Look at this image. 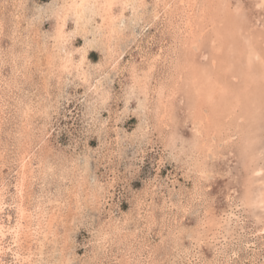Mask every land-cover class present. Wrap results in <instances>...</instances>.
Here are the masks:
<instances>
[{"label": "rangeland", "instance_id": "1", "mask_svg": "<svg viewBox=\"0 0 264 264\" xmlns=\"http://www.w3.org/2000/svg\"><path fill=\"white\" fill-rule=\"evenodd\" d=\"M64 1L0 0L5 226L18 224V203L35 217L39 208L47 213L42 223L47 227L50 220L51 230L47 227L46 237L39 236L43 245L34 234L25 244L39 264H264V207H249L244 201L252 179L257 182L253 189H264V77L259 71L248 73L244 64L248 43L264 56V0H216L207 13L202 12L204 0H134L124 10L121 2L112 11L119 19L114 39L104 35L107 27L102 25L108 23L94 12L93 3L78 23L73 13L69 19L63 16L62 8L72 0ZM225 19L230 28H237V43H231L247 51L238 64L236 91L245 90V82L256 76L255 91L237 97L227 70L224 86L231 87L227 91L235 102L241 100L235 109L228 103L231 95L227 100L222 89V96L213 94L221 99L215 100L219 105L196 98L187 78L190 61L208 70L214 32L223 28L221 37L227 38ZM61 24L66 28L62 45L57 39ZM198 28H204L203 41L196 37ZM229 44L226 40L225 48ZM178 65L185 70L181 79H175ZM136 68L138 78L152 69L147 95L134 85ZM165 83H176L175 90L163 91L170 95V104L168 112L159 114L158 92ZM199 100L205 102L204 111L223 119L202 125L200 134L192 112ZM24 159L32 170L25 176L26 204L18 198ZM258 167L263 169L260 175L253 171ZM12 235L5 240L7 246ZM5 261L20 264L15 251Z\"/></svg>", "mask_w": 264, "mask_h": 264}, {"label": "bare ground", "instance_id": "2", "mask_svg": "<svg viewBox=\"0 0 264 264\" xmlns=\"http://www.w3.org/2000/svg\"><path fill=\"white\" fill-rule=\"evenodd\" d=\"M64 1V0H63ZM66 1V0H65ZM64 1V2H65ZM180 1H182V0H180ZM184 1V0H183ZM191 1V0H190ZM193 1V0H192ZM203 1V0H202ZM219 1H221V0H219ZM223 1V0H222ZM67 2V1H66ZM122 2V6H123V10L125 9V7L126 8H128L130 5H132V3L134 2V0H72L71 1V3H70V5H67V6H65V7H63L62 9L64 10L63 12H64V17L65 18H67V19H69L68 18V15L70 14V13H73L74 14V16H76V18H78V23H79V21H82V19L83 18H85V16H86V10H87V7H88V5H89V7H90V4L91 3H93L94 4V6H95V11L94 12H97V15L100 17V18H102V19H104L108 24H110V22H112L114 25H112V26H110V25H108V24H103L102 26H104V27H107V30H105V34L104 35H108L107 37L108 38H113L114 39V36L115 35H119V26H118V23H117V20H119V19H116V16L112 13V11H113V7H115V5H117V4H119V3H121ZM137 2V1H136ZM139 2V1H138ZM176 2H178V1H176ZM176 2H174V3H176ZM194 2V1H193ZM197 2H198V0H197ZM214 2L216 3V0H204V9H202V12L203 13H207V8L208 7H211V3L215 6V4H214ZM227 2V1H226ZM228 2H229V0H228ZM263 2V1H262ZM261 2V3H262ZM63 4V3H62ZM140 4H141V2H140ZM139 4V5H140ZM171 4V3H170ZM170 4H168L167 3V6L169 5L170 6ZM225 4H228V3H225ZM176 5V4H175ZM179 5V4H178ZM185 5H186V3H185ZM188 5H191V4H188ZM187 5V6H188ZM210 5V6H209ZM219 5V4H218ZM119 6V5H118ZM121 6V7H122ZM144 6V5H143ZM172 6V5H171ZM192 6V5H191ZM217 6V5H216ZM223 6V5H222ZM60 7V6H59ZM230 7V6H229ZM238 7V6H237ZM262 7V6H261ZM260 7V8H261ZM135 8H136V6H135ZM167 8V7H166ZM183 8V7H182ZM197 8V7H196ZM200 8V7H199ZM215 8H217V7H215ZM228 8V7H227ZM61 9V10H62ZM122 9V8H121ZM172 9V8H171ZM174 9V8H173ZM183 9H185V8H183ZM191 9V8H190ZM233 9H235V8H233ZM60 10V9H59ZM213 10V9H212ZM216 10V9H215ZM219 10V9H218ZM231 10V9H230ZM237 10H238V8H237ZM57 11V10H56ZM171 11V10H170ZM176 11V10H175ZM191 11V10H190ZM209 11H211V10H209ZM208 11V12H209ZM214 11V10H213ZM212 11V12H213ZM241 10H239V12H240ZM57 12H59V11H57ZM174 12V11H173ZM177 12V11H176ZM212 12H210V13H212ZM216 12H220V11H216ZM215 12V13H216ZM239 12H237V15H239L240 13ZM62 13V12H61ZM88 13V12H87ZM115 13V12H114ZM197 13V12H196ZM200 13V12H199ZM203 13H201V14H203ZM214 13V12H213ZM214 13V14H215ZM233 13V12H232ZM236 13V12H235ZM239 13V14H238ZM190 14V13H189ZM231 14V13H230ZM234 14V13H233ZM72 15V14H71ZM91 15V14H90ZM173 15V14H172ZM191 15V14H190ZM207 15V14H206ZM211 15V14H210ZM210 15H208V16H210ZM220 15H222V14H220ZM228 15V14H227ZM235 15V14H234ZM61 16V15H60ZM89 16V15H88ZM198 16V15H197ZM196 16V17H197ZM216 16V15H215ZM63 17V18H64ZM193 17H195V16H193ZM202 17H204V15L202 16ZM201 17V18H202ZM211 17H213V15L211 16ZM226 17V16H225ZM230 17V16H229ZM59 18V17H58ZM89 18V17H88ZM231 18V17H230ZM229 18V19H230ZM114 19V20H113ZM143 19V18H142ZM224 19V18H223ZM87 20V19H86ZM201 20V19H200ZM217 20H218V18H217ZM226 20V19H225ZM61 21V20H60ZM63 22H65V20L63 19L62 20ZM76 21V20H75ZM227 22H228V20H226ZM233 21H235V20H233L232 19V23H233ZM87 22H88V20H87ZM103 22V21H102ZM194 22V21H193ZM201 22V21H200ZM218 22H219V20H218ZM221 22V21H220ZM230 22H231V19H230ZM59 23V22H58ZM77 23V24H78ZM189 23V22H188ZM187 23V24H188ZM196 23V22H195ZM203 23V22H202ZM206 23V22H205ZM214 23V22H213ZM229 23V22H228ZM191 24V26H190V32L189 33H191V32H193V26H192V22L190 23ZM197 24V23H196ZM204 24V23H203ZM208 24H210V23H208ZM62 25V24H61ZM64 25L65 24H63L60 28H59V30H58V33H57V39H58V42H61V45H62V42H64L65 41V39H66V31H64ZM108 25V26H107ZM193 25H195V24H193ZM218 25V27H219V25L221 26V25H223V26H225L223 23L222 24H217ZM60 26V25H59ZM197 26V25H196ZM227 26V25H226ZM198 27V26H197ZM200 27V26H199ZM212 27H214L213 25H212ZM204 28H206V26L204 27ZM204 28H202V29H204ZM211 27H209V29H210ZM66 29V28H65ZM186 29V28H185ZM198 29H200V28H198ZM202 29H200V32H199V35H196V37L198 36V38L197 39H202V41L204 40L203 39V37H204V32L203 31H201ZM207 29H208V27H207ZM262 29V28H261ZM264 29V28H263ZM262 29V30H263ZM82 30L85 32L86 30H87V25H86V23H82ZM104 30V29H103ZM186 30H188V29H186ZM197 29H195V31H196ZM208 31V30H207ZM222 31L224 32V30H223V28H222ZM222 31H220V30H216L214 33H216V37H215V39L213 38V47L215 48V49H212V53H210V56L208 57V64L206 65V67H208V70L206 71L204 68H203V66H202V64H201V66L199 67V65L197 66L198 68H196L194 65H195V63L194 62H191L190 61V63H188L189 65H188V67L190 68V71L186 68V67H184V68H186L187 69V71H189V73H190V75H187V78H188V76H190V78H189V80H190V84H191V86H194V92L198 95V96H196V98L197 97H199L198 99H201L202 101H204L203 99H205V98H208L209 100H211L212 99V101L214 100H216L215 98H216V96L213 98V94H215V95H218L219 93V91L222 89V91L224 92V96L223 97H225L227 100H229V97H230V95L231 94H229V92L227 91V90H229L230 92H231V87H229V86H224L225 84H227V81H228V73L230 74V77H232L231 79H232V81H234L235 82V84H234V88H233V94L235 93H237V97L238 96H240L241 97V95L242 94H245V95H248V94H250L251 93V91L252 90H254L255 91V88H253L254 86V79H255V77L254 76H252L251 77V81H249V82H245V86H247V87H245L246 89L245 90H243L242 91V89L241 90H238V91H236V87L238 86V84L237 83H240V80L238 79L239 78V72H238V64L239 63H241V54H244V53H246L247 51L246 50H243V47H241L242 46V44H241V46L239 45H236V46H234V44H232V43H234V42H236L237 43V41H235L234 40V38H233V36H234V34L237 32V28L236 27H232L231 26V28H230V23H229V29H227V32H226V39H225V37H221L222 35L224 36V34L222 33ZM206 32V31H205ZM210 32V31H209ZM264 32V31H263ZM187 33V32H186ZM188 34V33H187ZM192 34V33H191ZM190 34V36H192ZM197 34H198V32H197ZM207 34V33H206ZM250 34V33H249ZM208 35V34H207ZM211 35V34H210ZM186 36V35H185ZM194 36V35H193ZM239 36V35H238ZM56 37V36H55ZM195 37V36H194ZM111 38V39H112ZM189 38V37H188ZM222 38H224V39H222ZM237 38V37H236ZM240 38V37H239ZM196 39V40H197ZM207 39V38H206ZM205 39V40H206ZM234 41H233V40ZM260 39V38H259ZM68 40V39H67ZM190 40V39H189ZM199 40H197L196 42L197 43H199ZM224 40V41H223ZM226 40H229L230 41V44H229V46H228V48H225V46H224V42L226 41ZM240 40V39H239ZM255 40H257L259 43H260V41L258 40V39H255ZM254 40V41H255ZM261 40V39H260ZM193 41V40H192ZM201 41V42H202ZM220 42V45H218L217 44V42ZM241 41V40H240ZM67 42V41H66ZM196 42H194L195 44H197ZM232 42V43H231ZM249 42V41H248ZM247 42V43H248ZM263 42H264V40H263ZM111 43V42H110ZM187 43V42H186ZM243 43V42H242ZM56 44H59V43H56ZM109 44V43H108ZM191 44V43H190ZM263 44V43H262ZM60 45V46H61ZM111 46H112V44H110ZM115 45V44H114ZM192 45H193V43H192ZM211 45V44H210ZM109 47L110 48V51H112L114 54H115V51L112 49V47ZM191 46V45H190ZM64 48L66 47V46H63ZM115 47V46H114ZM258 47H259V45H258ZM56 48H57V46H56ZM198 48H200L199 46H198ZM212 48V47H211ZM217 48V49H216ZM226 49H230V52H227V50ZM55 50V49H54ZM118 50V49H117ZM188 50H190V49H188ZM202 50V49H201ZM48 51V50H47ZM53 51V50H52ZM187 51V50H186ZM262 51V50H261ZM62 52H63V48H62ZM244 52V53H243ZM49 53V52H48ZM54 53H56V52H54ZM66 53V52H65ZM64 53V54H65ZM71 53V52H70ZM51 54H52V52H51ZM69 54V53H68ZM60 55V54H59ZM58 55V57H60ZM74 55V54H73ZM47 56H49V55H47ZM55 56V55H54ZM53 56V57H54ZM84 56H86V55H84ZM205 56V55H204ZM53 57L51 56L50 58H52L53 59ZM66 57V56H65ZM71 57V56H70ZM194 57V56H193ZM247 58L245 59V62H244V64L245 63H248L247 65H248V68H245V69H247V72L249 73H253V74H255L256 75V73H257V71H259L258 73L260 74V78L262 79L263 77H264V56H262V54H260V52L256 49V47H255V45L253 44V43H251L250 45H249V43H248V55L246 56ZM46 58H48V57H46ZM67 58H69V57H67ZM85 57H83L82 59L80 58V60H82L81 62H84L83 61V59H84ZM119 58V57H118ZM207 58V57H206ZM51 59V60H52ZM55 59H56V57H55ZM55 59H53V60H55ZM63 59H66V58H63ZM185 59V58H184ZM192 59H194V58H192ZM47 60V59H46ZM79 60V61H80ZM58 61V60H57ZM76 61H78V60H76ZM78 61V62H79ZM117 62L118 61V59L117 60H114V62ZM70 62V60H67L65 63H69ZM87 62V61H86ZM59 63V62H58ZM62 63V62H61ZM64 63V62H63ZM80 63V62H79ZM194 63V65L192 66V64ZM52 64V63H51ZM60 64V63H59ZM58 64V65H59ZM242 64V63H241ZM255 64H257L258 65V67H256L255 66ZM62 65V64H61ZM82 65H83V63L81 64L80 63V66L82 67ZM113 65V64H112ZM115 65V64H114ZM182 65V64H181ZM240 65V64H239ZM53 66V65H52ZM241 66H243V65H241ZM245 66H246V64H245ZM67 67V66H66ZM112 67H114V66H112ZM153 67V66H152ZM178 67H179V65H178ZM254 67L257 69V70H255L254 69ZM182 68V67H181ZM242 69L244 68V67H241ZM240 68V69H241ZM51 69V68H50ZM61 69V68H60ZM65 69V68H64ZM180 69V67L178 68V69H176V76L177 77H175V79H181V77H183V76H185L183 73H185L184 71V69L183 70H179ZM58 70V69H57ZM82 70H83V68H82ZM229 72H228V71ZM244 70V69H243ZM151 71H152V69L150 68L149 70H147V71H143V76H141V78H138L137 77V68L136 69H134V80H135V86H139V89L142 91V93H144V95L146 94L147 95V93H148V89H147V87H148V79L150 78V75H151ZM186 71V72H187ZM240 71V70H239ZM85 73V72H84ZM83 73V71H82V74H84ZM188 73V72H187ZM244 74V73H243ZM259 74H258V77H259ZM139 75V74H138ZM192 75H194L193 77H192ZM244 75H246V74H244ZM83 76V75H82ZM85 77V76H84ZM242 78V77H241ZM84 79V78H83ZM185 79V78H184ZM261 79H257L256 81L257 82H259ZM264 79V78H263ZM85 80V79H84ZM189 80H187V81H189ZM244 79H242V81H243ZM230 81V80H229ZM241 81V82H242ZM262 81V80H261ZM168 84V83H167ZM166 83L165 84H162V86L160 87L161 89H159V92H158V96H159V104L156 106L157 107V112L160 114V113H166V112H168L167 111V107H168V104H170V103H167L168 101H169V99L171 98L170 97V95L169 94H166V93H163V91L164 90H168V91H171L170 93H172V90H173V86L175 87V84L174 85H172V84H168L167 85ZM243 84V83H242ZM261 84V83H260ZM133 85V84H132ZM240 85V84H239ZM258 85V84H257ZM262 85V84H261ZM223 86H224V88H223ZM226 87V88H225ZM172 89V90H171ZM175 90V89H174ZM173 90V91H174ZM259 90V89H258ZM262 90V89H261ZM222 91H220L221 93H223ZM253 91V92H254ZM220 93V94H221ZM219 94V95H220ZM244 95V96H245ZM251 95V94H250ZM258 95V94H257ZM261 95H262V97H264V91H262V93H261ZM220 96H222V94L220 95ZM170 97V98H169ZM194 93H193V99H194ZM203 98V99H202ZM218 98V97H217ZM220 98H218L217 100H219ZM258 99L260 100L261 99V96H258ZM209 100H206V104H207V101H209ZM216 100V101H217ZM221 100V99H220ZM219 100V101H220ZM167 101V102H166ZM194 101H197V100H194ZM202 101H198V103L196 102V106H197V108H194V110H193V108H192V112H193V114L195 113L196 115H195V119H196V123L197 124H194V125H196V126H198V128H197V131H198V133L201 131V126L203 125V126H207L209 123L212 125V123L215 121V117H212L211 116V114H212V112H211V114L210 113H208L207 111H204V109H203V105H204V103L205 102H202ZM214 101H213V103H214ZM215 101V102H216ZM224 101V100H223ZM253 101H254V97H253ZM257 103H258V101L257 100H255ZM262 101V100H261ZM202 102V103H201ZM230 102H231V104H230ZM241 102V100H238L237 102H235V96H233V95H231V100L228 102L229 104H230V106L232 107V109H235L236 107H237V105L239 104ZM254 103L253 104V109L254 108H256V105H257V103ZM195 103V102H194ZM210 103L211 102H209L208 104H209V106H211L210 105ZM218 102H216V104H217ZM220 103H221V101H220ZM220 103H218L217 105H219ZM237 103V104H236ZM205 104V105H206ZM264 104V101H263V103H262V105ZM217 105H216V107H217ZM261 105V104H260ZM207 106V105H206ZM213 106V105H212ZM211 106V107H212ZM230 106H228V107H230ZM249 106V105H248ZM258 106V105H257ZM170 107V106H169ZM194 107V106H193ZM215 107V106H214ZM213 107V108H214ZM219 107H221V105L219 106ZM240 107V106H239ZM245 107L247 108V106L245 105ZM172 108V107H171ZM212 108V110L214 111V109ZM225 109H226V107H224ZM241 108V107H240ZM250 108V107H249ZM249 108L247 109V110H249ZM195 109H197V111L195 110ZM216 109V108H215ZM218 109H220V108H218ZM245 109V108H244ZM212 110H210V111H212ZM228 110V109H227ZM246 110V109H245ZM261 110V109H260ZM216 111V110H215ZM220 111H222V109L220 110ZM241 111V110H240ZM252 111V110H251ZM217 113H218V111H216ZM231 111H225V110H223L222 112H221V114H223V113H225V114H227V116H228V113H230ZM250 112V111H249ZM257 112V111H256ZM259 112V111H258ZM213 113H215V112H213ZM217 113H215L216 115H218ZM238 113V112H237ZM246 113V112H245ZM247 113H248V111H247ZM246 113V114H247ZM214 114V115H215ZM219 114H220V112H219ZM242 114H244V113H242ZM241 114V115H242ZM213 115V114H212ZM233 115H235V114H233ZM247 115H249V114H247ZM254 115V114H253ZM219 116V115H218ZM230 116H231V113H230ZM244 116V115H243ZM193 117H194V115H193ZM221 117H222V115H221ZM221 117H216V118H221ZM233 117V116H232ZM242 117V116H241ZM223 118H224V116H223ZM244 118V117H243ZM194 118H193V120H195ZM213 119H214V121H213ZM222 119V118H221ZM240 119V118H239ZM1 120V119H0ZM223 120V119H222ZM224 120H226V119H224ZM234 120V119H233ZM242 120V119H241ZM232 121V120H231ZM195 122V121H194ZM239 122V121H238ZM263 122V121H262ZM223 123H225V122H223ZM233 123H234V121H233ZM237 123V122H236ZM214 124V123H213ZM235 124V123H234ZM227 125V124H226ZM230 125V124H229ZM237 125V124H236ZM202 126V127H203ZM213 126V125H212ZM216 125H214V127H215ZM234 126V125H233ZM211 127V126H210ZM220 127V124H219V126H218V128ZM241 127V126H240ZM209 128V127H208ZM215 128H217V127H215ZM220 128H222V127H220ZM224 128V127H223ZM211 129V128H210ZM236 129H238V128H236ZM241 129V128H240ZM244 127L242 126V129H241V133H243V131H244ZM217 131V130H216ZM221 131H223V129L221 130ZM228 131V130H227ZM214 133H215V131H213ZM201 133V132H200ZM199 133V134H200ZM197 134V133H196ZM213 134V133H212ZM224 134V133H223ZM237 135V134H236ZM202 137V136H201ZM231 137V136H230ZM230 137H228V138H230ZM233 138V137H232ZM213 140V139H212ZM227 140V139H226ZM228 141V140H227ZM229 141H230V139H229ZM225 142V141H224ZM197 143V142H196ZM227 143V142H226ZM194 144V143H193ZM253 155V154H252ZM30 156H31V154H30ZM29 156V157H30ZM28 157V156H27ZM254 158H255V156H253ZM251 158V157H250ZM31 159V158H30ZM62 159V158H61ZM250 160V159H249ZM255 160H256V158H255ZM33 161V160H32ZM34 162V161H33ZM253 162H255V163H257L256 161H253ZM251 163V162H250ZM249 163V164H250ZM30 164V163H29ZM28 164H27V162H26V160L24 159L23 161H22V165H21V168H22V171H23V174L21 175V176H23V179H22V181H23V183H22V185H23V188H20L19 189V193H18V198L21 200V202L22 203H24L25 201H24V191H25V189H26V178H25V176L27 175V173L30 171H32L31 169H29V165L27 166ZM258 164H256V165H254V166H257ZM251 166V165H250ZM249 166V167H250ZM249 167H247V168H249ZM251 168H253V167H251ZM255 168V167H254ZM248 170V169H247ZM262 170L263 169H261L260 167H258V168H256V169H254L253 171H254V173H256V174H261V172H262ZM248 171H250L251 172V170L249 169ZM20 173H22V172H20ZM33 173V172H32ZM31 173V174H32ZM202 173L203 174H206L207 173V171H206V169H205V167H203V169H202ZM253 173V174H254ZM29 175V174H28ZM28 175H27V178H28ZM249 176V175H248ZM84 177V176H83ZM254 178H255V176H254ZM257 178V177H256ZM85 180H86V178H85ZM259 180V179H258ZM87 181V180H86ZM257 182H255L253 179L250 181V186L248 187V195H247V198H246V200H244L246 203H247V205L249 206V207H252L253 205H255V204H257V205H260L261 207L263 206L264 207V189H257V191H256V189H253V187H254V185L253 184H256ZM260 184V183H259ZM258 184V185H259ZM258 185H256L257 187H258ZM20 186V185H19ZM261 186V185H260ZM22 187V186H21ZM263 187V186H262ZM24 190V191H23ZM27 191V190H26ZM256 191V192H255ZM247 194V193H246ZM242 198V197H241ZM243 201V202H244ZM245 203V204H246ZM24 204H26V203H24ZM18 207H17V211H18V222H16V223H18L16 226H14V227H6L5 226V224H4V222H3V217H2V215H1V213L4 211V209H5V207H6V203H5V187L4 186H0V264H7L6 263V261H5V257L9 254V252L10 251H15V256H16V259H17V261L20 263V264H39L37 261H35L34 260V255H33V253L31 252L30 253V251L29 250H31V248L30 247H25L26 245V243H29V239L31 238L32 240H31V242L34 240V235L36 236H40L41 237V235H44V237H46V228L48 227V229L50 228V225H51V223H50V220L48 221V222H46L47 223V227H46V224L44 225V223H42V222H44V218H45V216H46V212L45 213H42L41 211H42V208H39V212L37 211V217H35L34 215H33V213H29V211L28 210H26L25 208H23V205L22 204H19L18 203V205H17ZM27 207V206H26ZM250 209H252V208H250ZM55 217V216H54ZM41 219H43V221L41 220ZM259 219H260V217H259ZM23 220H27L28 222H26L25 224L23 223ZM37 220V221H36ZM35 221V222H34ZM53 221V220H52ZM259 221V220H258ZM263 221V220H262ZM261 222V221H260ZM36 224V226H37V228H34V226H35V224ZM49 224V225H48ZM49 230H51V229H49ZM227 229H225V231H226ZM13 234V235H12ZM32 235V236H30V235ZM34 234V235H33ZM9 235H12V239H13V241H11L12 243L9 245V246H7L6 244H5V240L8 238V236ZM40 237H39V242H40V246L41 245H43V239L41 238L40 239ZM36 239V238H35ZM200 242V241H199ZM14 245V246H13ZM36 246V245H35ZM14 247V248H13ZM27 253H29V254H27Z\"/></svg>", "mask_w": 264, "mask_h": 264}]
</instances>
